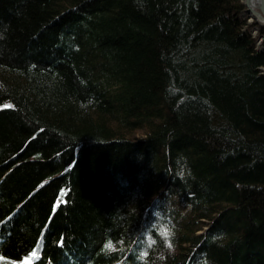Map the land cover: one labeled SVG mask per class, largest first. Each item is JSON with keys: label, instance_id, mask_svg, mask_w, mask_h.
Masks as SVG:
<instances>
[{"label": "trees", "instance_id": "obj_1", "mask_svg": "<svg viewBox=\"0 0 264 264\" xmlns=\"http://www.w3.org/2000/svg\"><path fill=\"white\" fill-rule=\"evenodd\" d=\"M243 8L0 0V264H136L157 209L164 264H264V26Z\"/></svg>", "mask_w": 264, "mask_h": 264}, {"label": "clouds", "instance_id": "obj_2", "mask_svg": "<svg viewBox=\"0 0 264 264\" xmlns=\"http://www.w3.org/2000/svg\"><path fill=\"white\" fill-rule=\"evenodd\" d=\"M152 217L149 225L138 230L135 234L132 251L136 264H164L168 256L175 253V225L168 221L158 209L152 212ZM106 245H111V247L108 248ZM102 250L110 256L117 253L119 248L117 242L111 238H105ZM153 254L155 255L153 256Z\"/></svg>", "mask_w": 264, "mask_h": 264}, {"label": "water", "instance_id": "obj_3", "mask_svg": "<svg viewBox=\"0 0 264 264\" xmlns=\"http://www.w3.org/2000/svg\"><path fill=\"white\" fill-rule=\"evenodd\" d=\"M240 2L244 6V9H243L242 14H241L242 17H244V18H246L248 20V18L254 19V18H256V16H259V17L264 19V0H258V2H259V4H258L259 12H256V11L252 10L249 7V5H248L246 0L245 1L241 0ZM253 22H255L256 24H259V23H257V21L255 19L253 20ZM259 25L264 26L263 24H259ZM263 70H264V68H263Z\"/></svg>", "mask_w": 264, "mask_h": 264}, {"label": "bare ground", "instance_id": "obj_4", "mask_svg": "<svg viewBox=\"0 0 264 264\" xmlns=\"http://www.w3.org/2000/svg\"><path fill=\"white\" fill-rule=\"evenodd\" d=\"M242 1H245V0H242ZM247 1V3H248V5H249V7L252 9V10H254V11H256V12H259V9H258V4H259V2H258V0H246ZM248 19H251V18H248ZM256 21H257V23H259V24H263L264 25V19L263 18H261V17H259V16H256V18H254ZM253 19V20H254Z\"/></svg>", "mask_w": 264, "mask_h": 264}, {"label": "rangeland", "instance_id": "obj_5", "mask_svg": "<svg viewBox=\"0 0 264 264\" xmlns=\"http://www.w3.org/2000/svg\"><path fill=\"white\" fill-rule=\"evenodd\" d=\"M240 1H241V0H240ZM243 9H244V8H243ZM246 20H247V19H246ZM250 21H253V19H248V20H247V22H250ZM258 25H259V24H258ZM254 31H255V30L253 29L252 32H251L252 35H254ZM258 42H259V41H257V43H258ZM140 136H141V134H140L139 132L134 133V137H135V138H138V137L140 138Z\"/></svg>", "mask_w": 264, "mask_h": 264}, {"label": "snow or ice", "instance_id": "obj_6", "mask_svg": "<svg viewBox=\"0 0 264 264\" xmlns=\"http://www.w3.org/2000/svg\"><path fill=\"white\" fill-rule=\"evenodd\" d=\"M7 107H10V106H7ZM61 202H63V201H62V198H61ZM106 247L110 248L111 245H106Z\"/></svg>", "mask_w": 264, "mask_h": 264}]
</instances>
